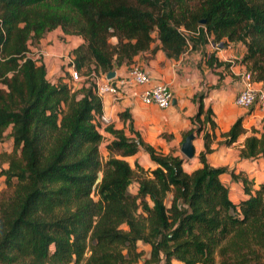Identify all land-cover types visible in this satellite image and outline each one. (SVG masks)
Segmentation results:
<instances>
[{"label":"trees","instance_id":"trees-1","mask_svg":"<svg viewBox=\"0 0 264 264\" xmlns=\"http://www.w3.org/2000/svg\"><path fill=\"white\" fill-rule=\"evenodd\" d=\"M56 29L83 39L72 52L88 78L78 90L48 80L43 60L29 54ZM210 38L244 45L241 63L264 87V0H0V142L13 140V151L0 154V264H264V181L253 189L232 171L246 195L232 200L221 180L228 167L207 160L216 123L204 92L193 98L198 111L183 137L204 132L201 166L191 173L182 157L146 143L128 111L120 116L133 136L109 126L108 159L100 152L92 73L131 65L156 41L153 52L177 59ZM205 65L230 67L213 53ZM245 132L238 118L221 144ZM140 150L154 169L123 159ZM240 156L264 158V119Z\"/></svg>","mask_w":264,"mask_h":264},{"label":"crops","instance_id":"crops-1","mask_svg":"<svg viewBox=\"0 0 264 264\" xmlns=\"http://www.w3.org/2000/svg\"><path fill=\"white\" fill-rule=\"evenodd\" d=\"M54 31H59V29ZM51 32H48V37L52 35ZM65 36L77 40L73 46L69 47L71 48V55L73 56V50L83 43V39L78 36ZM45 40L46 38H42L37 44L42 46V54L39 59H42L45 63L47 79L52 82H57L56 79L54 81L51 80L50 77H52L53 70H55V73L60 71L63 64L61 58L65 55L64 53L68 52V48L63 47V44L56 38L52 44L49 45H46L47 41L45 42ZM208 44L202 46L200 50L188 49L179 58L174 59L166 57L164 52L159 49L153 52V48L159 45V42L156 41L152 44V50L150 52H144L135 58L134 62L144 68L152 76L153 80L169 85L174 95L173 104L170 108L158 109L156 106L145 105L139 96L141 88L133 87L137 88V90L132 91V88L129 87L128 89L125 88L122 92L123 94L119 95V97H115L109 93L101 96L102 115L111 120V126H113L114 129H123L127 136L132 137L133 135L129 130L130 121L120 119V114L128 109L132 117L136 120V124L133 122L134 129L140 132L143 140L152 145L159 152L164 154L171 153L182 157L184 159V170L188 173H191L201 166L199 155L205 149L204 132H202L199 135L195 134V139L193 141L195 155L193 158L189 159L190 163H186V156H184L181 151L182 143L184 142V134L192 128L191 118L198 111V105L193 102L195 94L198 92L205 93V108L211 107L214 112V121L216 123L215 133L218 136L221 133L223 134L229 131L236 120L243 117V127L246 132L242 134L236 142L229 146L214 144L215 146L211 147L213 149L212 153L207 156L210 165L214 167H228L229 172L223 174L221 180L230 189V195L232 193V188L238 184L237 186H239L241 190L239 199L234 200L231 195L232 200L238 203L245 199L246 195L243 191V183L235 181L232 178V171H234L235 174L242 173L250 180L253 179V189H257L259 184L264 181V179L258 180L256 177L261 172L259 168L262 167L261 165H263L264 158L246 159L240 156L246 138L253 134L261 136L263 132L264 110L258 105L252 107L253 109L251 108V110L239 107L235 104V98L242 89L241 75L248 71L245 65L241 63V59L246 52L244 45L241 43H227L225 50L216 48L217 51H212L219 61L224 63H227V61L232 62V65L226 70L227 72H224L225 67L210 69L205 65L206 55L203 50L208 53L207 56L211 54L208 50ZM235 45L243 47L241 54L234 53L238 52L237 50H233ZM199 65H201L200 69H198ZM127 68L128 66L124 65L115 71L118 76H124L126 75ZM208 72H210L209 75ZM100 76L98 80L104 81V76ZM68 83H70V75H68ZM255 86L263 87L261 83H255ZM165 134H167L166 136H168V139L164 137ZM102 135L104 159H108L109 152L105 144L108 145L115 137L106 129L103 131ZM219 152H221L223 156L219 157L217 155ZM140 156H142L143 163L140 160ZM123 159H125L132 168H135L136 163L145 170L155 168L154 162L144 150H140L137 154L124 157ZM257 162H259L258 166ZM186 165L191 167L190 170L186 169ZM226 174L228 178L224 181L223 176ZM133 183L137 186V192L138 183L136 181Z\"/></svg>","mask_w":264,"mask_h":264},{"label":"built area","instance_id":"built-area-1","mask_svg":"<svg viewBox=\"0 0 264 264\" xmlns=\"http://www.w3.org/2000/svg\"><path fill=\"white\" fill-rule=\"evenodd\" d=\"M68 65L70 80L80 81L81 74L75 68L74 58L69 59ZM104 78V81L96 82V91L99 96L109 93L118 97L125 88L140 87L139 96L145 105L168 109L173 104L174 95L169 85L153 80L152 76L138 65L131 66L129 72L124 76H118L116 73L114 78L108 79L107 75H104ZM241 78L242 89L235 98V104L248 109L258 105L264 110V87L255 86V81L249 71L244 72ZM95 123L98 130L102 132L106 125L110 124V120L101 114L96 118Z\"/></svg>","mask_w":264,"mask_h":264},{"label":"rangeland","instance_id":"rangeland-1","mask_svg":"<svg viewBox=\"0 0 264 264\" xmlns=\"http://www.w3.org/2000/svg\"><path fill=\"white\" fill-rule=\"evenodd\" d=\"M52 33V35L50 36V37H48V33L43 37V38H46V40H45V42H46V45H49V44H52V42L55 40V38L57 39V40H59V42L61 43V44H63V47H65V48H68V52L67 53H64L65 55L63 56V58H61V60L63 61V64H62V66H61V68H60V71L59 72H54L55 70H53V73H52V77H50V79L51 80H54L55 81V79L57 80V81H59V80H61L62 82H64V83H68V71H69V60H68V57H69V59L71 58H74L72 55H71V48H69L70 46H73L76 42H77V40L75 39V38H72V37H70V38H68L67 36H65V34L63 33V31L61 32V30H59V31H53V32H51ZM63 33V34H62ZM210 41H209V46H208V50H209V53H213L212 51H217L216 50V48H221V50H225V47L226 46H220L219 44L217 45V46H215L213 43H212V38H210L209 39ZM112 41L113 42H115L116 40L115 39H112ZM38 44V43H37ZM37 44H34V43H30L29 44V54H30V56H32L34 59H38L39 57H41V54H42V46H40V45H37ZM227 45V44H226ZM245 48V47H244ZM201 49V47H199V48H197V50H200ZM243 49V47L242 46H240V45H235L234 47H233V50H237L238 52H234L235 54H241L242 53V50ZM189 50H192L191 48L189 49ZM196 50V49H195ZM151 51V50H150ZM150 51H147V52H150ZM203 52H204V54L205 55H207L208 53L205 51V50H203ZM151 53H153V52H151ZM70 54V55H69ZM66 57V58H65ZM75 59V58H74ZM232 60H235V59H232ZM238 60V59H237ZM227 63L231 66L232 65V62H228L227 61ZM133 65H137L136 64V62H134L133 64H131V65H128V68L126 69V73H128L129 72V70H130V68H131V66H133ZM139 66V65H138ZM141 67V66H140ZM245 67H246V70H248L247 68V65H245ZM201 68V65H199V67H198V69H200ZM67 69H68V71H67ZM144 69V68H143ZM210 69H213V68H210ZM226 70H228V67L227 68H225V70H224V72H227ZM210 74V72H208V75ZM100 75H103V74H98V73H96V72H93L92 73V77H94V79H95V82H97V81H99L98 79L101 77ZM104 76V75H103ZM81 80L80 81H71L70 80V83H68V84H70V87L72 88V90L73 91H75V90H78V89H80L82 86H83V84H84V82L88 79L87 78V75H85V74H83V75H81ZM102 81V80H101ZM256 83V82H255ZM132 88V91H136L137 90V88H133V87H131ZM128 89V88H127ZM98 94V93H97ZM123 93H120L119 95H122ZM119 95H118V97H119ZM101 97V96H100ZM254 107V106H253ZM159 109V108H158ZM249 109H251V108H249ZM253 109V108H252ZM251 109V110H252ZM250 110V111H251ZM126 111H128L129 112V110L127 109ZM129 114L131 115V120L133 121V122H135L134 124H136V120L132 117V114L129 112ZM109 119V118H108ZM120 119L122 120V118H121V116H120ZM110 120V119H109ZM131 120H129V121H131ZM135 120V121H134ZM138 122V121H137ZM140 122V121H139ZM112 125V123H111V120H110V124H108V125H106V127L104 128V130L106 129L107 130V128L109 127V126H111ZM103 130V131H104ZM103 131L102 132H100L101 133V135L103 134ZM167 134H165L164 135V137L166 138V139H168V136H166ZM215 135H216V133H215ZM103 136V135H102ZM224 140V138L222 137V133L218 136V135H216L215 136V138L213 137V139H212V143H211V147H213V146H215V145H221V142ZM103 142V141H102ZM215 144V145H214ZM105 146L107 147V145L105 144ZM13 151V140L10 138V136H9V134H7L6 135V137H5V139L2 141V142H0V154L1 153H11ZM100 152H101V154H102V156L104 157L105 155H104V146L101 144L100 145ZM184 155V154H183ZM217 155L219 156V157H221V156H223V154H221V152H219V153H217ZM185 156V155H184ZM186 160H187V162L186 163H190L189 161V159H191V158H185ZM140 160H141V162L143 163V160H142V156H140ZM238 161V160H237ZM258 164H259V162H257V166H258ZM190 165V164H189ZM187 166L186 165V169L187 170H190V166ZM262 167L261 168H259V169H261V172L258 174V176H256L257 178H258V180H263L264 179V162H263V165H261ZM2 167L3 168H6L7 167V164H3L2 165ZM228 178V175L226 174V175H224L223 176V180L225 181V179H227ZM250 180V179H249ZM250 181H254L253 179H251ZM238 184H236V186L235 187H233L232 188V193H231V195H232V197H233V199L234 200H237V199H239V197H240V195H241V190H240V187L239 186H237ZM136 184L135 183H132V185L130 186V188H129V192L130 193H132V194H136ZM5 188H6V184H5V177L3 176V175H1L0 174V193L2 192V191H4L5 190ZM139 248H140V250H143V251H145V253L147 254L148 252H149V250H150V248H149V246H145L144 244H140V246H139ZM175 264H179V263H175ZM217 264H219V260L217 261Z\"/></svg>","mask_w":264,"mask_h":264},{"label":"water","instance_id":"water-1","mask_svg":"<svg viewBox=\"0 0 264 264\" xmlns=\"http://www.w3.org/2000/svg\"><path fill=\"white\" fill-rule=\"evenodd\" d=\"M116 76V71H111L107 74V78L111 79ZM195 139V134L188 135L184 142L182 143L181 151L187 158H193L195 155V147L193 141Z\"/></svg>","mask_w":264,"mask_h":264}]
</instances>
